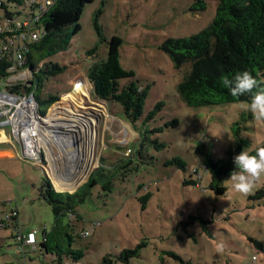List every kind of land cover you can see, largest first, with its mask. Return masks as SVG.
I'll return each mask as SVG.
<instances>
[{"label":"rangeland","instance_id":"374dc122","mask_svg":"<svg viewBox=\"0 0 264 264\" xmlns=\"http://www.w3.org/2000/svg\"><path fill=\"white\" fill-rule=\"evenodd\" d=\"M194 1L93 0L84 5L80 29L71 36L68 47L52 57L67 69L43 82L44 95L62 97L46 113L51 114L53 106L66 108L74 104L76 107L69 108L78 112L83 109L85 119L91 118L95 124L93 147L84 138L85 133L73 143L65 140L75 150L70 159L82 155L81 148L87 151L88 146L92 147L96 165L79 185L98 166L105 167V178H112L109 192L99 181L86 200L75 206L82 218L73 221L79 236L72 246L83 252L80 264H99L105 256L111 258L108 264H264V195L253 197L259 190L264 192V175L247 194L236 192L227 176L226 191L217 193L208 187L210 176L204 168L207 157L222 159L235 147L236 126L248 140L243 150L255 155L256 149L264 146V120L253 116L247 101L188 106L181 100L177 85L189 63L175 67L161 47L167 38L196 33L212 21L217 1L204 0L205 9L193 12L190 6ZM15 8L9 7L11 11ZM113 35L121 38L120 65L132 70L142 86L149 84L143 114L161 104L151 126H163V130L149 135L164 141L165 146L156 150L148 145L150 159L144 165L132 153L138 146L135 126L140 121L133 124L126 120L119 101L94 98L85 83L87 67L93 60L106 59L107 41ZM125 81L128 78L121 80ZM77 90L84 95L78 96V106L69 101L70 94ZM106 112L123 121L126 142L120 141L121 132L112 138V117L109 128L106 124L104 127ZM12 148L14 157L0 159V206H18L24 231L44 225L50 230L53 213L39 198L38 187L45 176L51 182L52 177L32 162L20 159L16 154L18 145ZM127 148L132 152L127 154ZM134 160L138 169L131 168L126 174L121 169L113 170L121 164L131 166ZM146 194L143 202L141 197ZM94 221L99 224L92 227ZM84 228L90 229V235L81 236ZM11 233L10 229L0 228V264H55L52 259L56 256L41 255L39 248L27 253L24 261L8 239ZM37 236L42 237V233ZM139 244L138 254L126 262L118 257L124 249ZM61 263L70 264L64 257Z\"/></svg>","mask_w":264,"mask_h":264},{"label":"trees","instance_id":"16d2710c","mask_svg":"<svg viewBox=\"0 0 264 264\" xmlns=\"http://www.w3.org/2000/svg\"><path fill=\"white\" fill-rule=\"evenodd\" d=\"M91 1L93 0H52L50 4H45L42 0H1L0 8L5 16H37L32 27L41 30L40 37L26 45L23 51L25 63L22 68L28 67L32 70L31 84L24 89L33 92L41 113H45L52 104L62 100L58 95H44L42 85L47 79L62 74L67 69L65 64L52 61V57L68 47L71 36L80 29L79 17L82 9ZM216 1L215 15L205 28L187 36L169 37L161 43L162 49L168 53L175 67L180 68L189 63V68L184 72L177 89L181 100L192 107L233 101L251 102L252 95L264 88V0ZM10 5L16 7L14 11L9 9ZM205 7L204 0H195L190 6V11H202ZM107 44L106 59L93 60L85 75L94 98L119 101L126 120L133 124L140 121V125L135 126L138 132V146L133 154L136 161L144 165L150 159L148 145H153L156 150L165 146L164 141L149 135L163 130V126H151L161 104L157 103L153 109L143 114L149 84L142 86L132 70L124 69L120 65V37L113 35ZM93 52L94 50L88 51L87 54ZM11 62L12 53L2 50L0 79L10 74L8 67ZM243 70L251 72L258 80L259 87L252 93L233 97L222 85L221 79H232L237 72ZM125 78H128V81L122 83L121 80ZM175 122L176 120H172L171 124ZM233 132L235 147L227 151V156L218 160L207 157L204 161V168L210 176L208 187L217 193L226 191L224 178L231 176L236 170L234 157L247 145L248 140L240 135L239 126H236ZM174 160L179 161L178 158ZM131 168L138 169L139 165L136 162L131 166L121 164L113 170L121 169V173L126 174ZM104 169L103 166L96 167L86 181L72 192L57 191L47 176L42 179L38 196L50 206L53 223L50 230L43 232L44 240L39 246L56 256V260L52 259L55 264H62V257L70 264L78 262L81 258L82 250L72 246L75 237L79 236L73 221L78 222L82 218L76 212L75 206L86 200L91 188L99 181L103 189L108 192L111 190L112 178H105ZM192 182L198 183L195 180ZM263 195V190H259L253 197L259 199ZM147 196L148 194L141 197L143 202ZM140 246L141 244L134 249H124L118 257L126 262L128 258L138 254ZM110 261L111 258L105 256L99 264H108Z\"/></svg>","mask_w":264,"mask_h":264},{"label":"built area","instance_id":"2783aa9c","mask_svg":"<svg viewBox=\"0 0 264 264\" xmlns=\"http://www.w3.org/2000/svg\"><path fill=\"white\" fill-rule=\"evenodd\" d=\"M51 2L52 0H43L45 4ZM36 19L37 16L33 18L18 15L5 16L0 8V52L3 50L12 53V62L8 67L10 74L0 79V126L8 127L11 143L18 145L17 156L39 166L47 174V166L49 165L47 152L50 137L53 139L56 137V134L52 131L64 128L66 138L70 143H73L78 137L83 138V133H85L84 138L89 139L93 136L95 138L93 127L95 124L91 118L85 119L84 114L86 113L82 111L83 109L78 112L69 108L70 106H66V108L53 106L49 120L51 124L49 125L46 120L47 113L40 112L38 101L33 92L25 91L24 88L31 84L30 81L33 75L30 68H22L25 63L23 51L28 43L40 37L41 30L32 27L36 23ZM82 126L85 127V131H83ZM93 144L94 141L92 147ZM131 152V149L128 148L127 154ZM92 155L93 152H91V159ZM51 183L54 186L53 182ZM17 215L18 209L13 206L4 212L3 217L0 219V227L11 229L12 233L9 237L15 246L16 252L24 256L26 248L30 251L39 248L41 255L46 253L44 249L39 247V243L44 240L45 226L23 232ZM98 224L99 222L94 221L91 225L94 227ZM40 231L42 237L37 236ZM90 233L89 228H84L81 236H88Z\"/></svg>","mask_w":264,"mask_h":264},{"label":"clouds","instance_id":"9594fccd","mask_svg":"<svg viewBox=\"0 0 264 264\" xmlns=\"http://www.w3.org/2000/svg\"><path fill=\"white\" fill-rule=\"evenodd\" d=\"M221 83L233 97L252 93L259 87L258 80L248 70L237 72L232 79L224 77ZM248 110L257 120H264V88H260L252 95ZM234 164L236 170L230 176L232 187L236 192L250 193L256 182L264 175V146L257 148L255 155L242 150L234 157ZM220 247L222 249L223 244Z\"/></svg>","mask_w":264,"mask_h":264},{"label":"crops","instance_id":"0c3cea01","mask_svg":"<svg viewBox=\"0 0 264 264\" xmlns=\"http://www.w3.org/2000/svg\"><path fill=\"white\" fill-rule=\"evenodd\" d=\"M85 83L88 85V91H89L90 90L89 87H91V85L89 84L87 79H86ZM69 101H70V99H69ZM72 105H74V104H72ZM106 113L107 114H105L104 117H103L104 127H105V124H106V127L109 128V126L107 124H109L111 122V117H112L113 123L109 124L111 127L114 128V131L111 132L112 133V138H113L114 134H116V132L117 133L121 132L120 133V136H121L120 141L126 142L128 138H123V136H125V132H126L127 129L124 127L123 121L120 118H117V117L113 116L111 114L112 112L111 113L110 112H106ZM117 121H118V123H117ZM102 137H103V135H102ZM109 140H111V139H109ZM13 146H14V143H11V138H10V133H9L8 127L0 126V159H5L7 157H14L15 153H14V150L12 148ZM90 148H92V147L88 146L87 151L85 152L87 155L91 154V149ZM65 149L68 150V151L69 150H74L73 145L72 146H65ZM127 149H126V153H127ZM49 154H50V151H49ZM71 155H72V153H70V155L68 157L71 158ZM59 157L60 156H58L56 159L54 158V160H52L53 164H52V162L50 163L51 165H49V166H52V169H53L52 175L51 174L50 175L52 177V182H53L55 188H56V186H55L54 178H56L58 180V182L62 186L65 187L62 190H67L69 192L74 191L79 186V184L84 180V178L87 176L88 171H89V169H91L93 167V164L96 165L95 162L93 163V159L91 160V162L88 161V163L83 162L84 161L83 159H79V163H80L79 166H74L75 159H68L67 158L65 161H63L64 164L61 161L55 162V161L58 160ZM56 190L60 191L57 188H56ZM14 206H16L17 209H18L17 219L19 220L20 228H21V230L23 232H27V231H24L22 226H21L20 219H19V216H20L19 215V208H18L17 205H14ZM10 207H13V206H10V205L7 206V207H5L4 205L0 206V219L3 217L4 212L7 211ZM0 228H4V227H0ZM36 228L40 229L42 227L38 226ZM7 229H9V228H7ZM44 230L48 231L46 229V227L44 228ZM8 239L12 243V241L10 240V237H8ZM2 244H3V241L0 240V248H1ZM14 248H15V246H14ZM29 252H31V251L28 248H26L25 249V255L23 256V254H20V255H22L24 261L26 260V258H28L27 257L28 254L27 253H29ZM43 264H45V263H43Z\"/></svg>","mask_w":264,"mask_h":264},{"label":"bare ground","instance_id":"6f19581e","mask_svg":"<svg viewBox=\"0 0 264 264\" xmlns=\"http://www.w3.org/2000/svg\"><path fill=\"white\" fill-rule=\"evenodd\" d=\"M70 95H72V97L70 98V102H74L76 103V105L78 106L79 104L77 102H80L81 100L78 98V96H84L83 93L80 90L77 91H73ZM86 99V98H85ZM80 100V101H79ZM58 102V101H57ZM75 105H70V107L74 108ZM76 107V106H75ZM72 109V108H71ZM74 110V109H73ZM75 111V110H74ZM51 117V114H47L46 115V120L48 121V124L50 125L51 123L49 122ZM64 127V126H63ZM52 132H54L56 134L55 139H53L52 137H50V142H49V150L47 152V156L49 159V165H51L50 163L52 162V160H54V158L56 159L58 156L61 155V157L58 158V162L63 158V160L65 161V158L70 159V157H68L70 155V153L73 154V152L75 150H66L65 146H70L66 145L65 140H68L66 138V130L63 129H57V130H53ZM50 135V134H49ZM94 138V137H93ZM78 139V138H77ZM90 144H92V142L94 141V139H92V137H90L89 139H87ZM69 141V140H68ZM82 146V145H81ZM91 149V148H90ZM82 155H78L76 157H74L75 159V164L74 166H79V159H83L85 163H88V161L92 160L91 157L89 155H87L85 152L86 150L83 148L80 149ZM50 151V154H49ZM70 152V153H69ZM89 153V152H88ZM72 156V155H71ZM63 163V162H62ZM73 163V162H72ZM53 164V163H52ZM96 164V163H95ZM47 166V171L52 175V166ZM52 169V170H51ZM79 169V168H78ZM81 170V169H80ZM80 173V172H79ZM75 174V173H74ZM76 175V174H75ZM79 175V174H78ZM55 177V176H54ZM77 180V179H76ZM54 182H55V186L58 190L60 191H64L62 189H64L65 187L62 186L58 180L56 178H54ZM74 186V185H73ZM70 188V187H69Z\"/></svg>","mask_w":264,"mask_h":264},{"label":"water","instance_id":"95a60500","mask_svg":"<svg viewBox=\"0 0 264 264\" xmlns=\"http://www.w3.org/2000/svg\"><path fill=\"white\" fill-rule=\"evenodd\" d=\"M35 81H37V79H35ZM76 190V189H75Z\"/></svg>","mask_w":264,"mask_h":264}]
</instances>
